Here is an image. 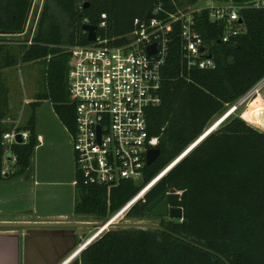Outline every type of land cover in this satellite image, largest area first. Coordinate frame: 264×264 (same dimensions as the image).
I'll return each instance as SVG.
<instances>
[{
    "label": "trees",
    "instance_id": "1",
    "mask_svg": "<svg viewBox=\"0 0 264 264\" xmlns=\"http://www.w3.org/2000/svg\"><path fill=\"white\" fill-rule=\"evenodd\" d=\"M32 1L0 0V181L25 174L37 147L33 122L23 128L31 130L28 143L14 145L10 154L2 145L9 130L3 120L12 116L7 70L51 58L50 87L68 93V98L54 99L56 110L75 134V107L69 103L67 85L71 52L67 49L91 44L83 26H97L100 38L121 44L133 32L135 19H146L158 7L165 16L200 2L89 0L79 8V0H47L32 44H26L30 37L14 43L13 38L26 31ZM103 14L107 15L106 28H100ZM242 16L246 32L226 44L220 42L224 25L213 23L207 10L197 16L198 31L217 63L214 70L186 67L179 29H175L163 70L162 104L148 115L150 135L160 137V157L146 167L142 186L126 181L112 189L110 196L106 188L85 186L78 177L76 214L109 219L264 78V11L244 10ZM244 118L231 116L217 126L127 215L132 221L151 219L149 205L175 189L183 195L167 199L171 206L183 209V222L161 218L165 232L111 229L82 250L81 264H264V130L250 123L255 124L248 112ZM257 120L264 129V119ZM8 156L17 157V170L2 176Z\"/></svg>",
    "mask_w": 264,
    "mask_h": 264
},
{
    "label": "built area",
    "instance_id": "2",
    "mask_svg": "<svg viewBox=\"0 0 264 264\" xmlns=\"http://www.w3.org/2000/svg\"><path fill=\"white\" fill-rule=\"evenodd\" d=\"M88 2L79 0V8L85 7ZM249 9L264 11V0H247L242 3L236 0H200L196 5L165 16H161L163 8L158 7L151 13V18L135 19L133 32L121 44H112L109 39L98 36L90 45L76 46L70 50L67 85L70 103L75 107L76 123L72 145L76 171L85 186L104 187L110 196L111 190L123 182L132 181L135 184L136 180L142 179L144 183L148 152L158 149L160 145V137L150 135L148 115L151 108L162 104L163 70L169 58L175 29H179L186 67L189 70H214L217 63L198 31L197 16L207 10L213 23L224 25L225 31L220 42L226 44L235 42L246 32L242 13ZM101 18L100 28H106L107 15L103 14ZM32 38L26 42L28 46L32 44ZM153 45H156L155 52L150 54L148 49ZM202 49L204 52H201ZM259 97L264 100V78L230 106L217 121L237 115L245 106L247 109L243 111L244 116L249 104ZM3 124L9 127L2 142L7 154L11 153L14 145L19 144L16 140L19 135L23 139L21 144L29 142L31 134L23 129L20 116H9L3 120ZM207 133L105 223L112 220L115 223L124 222L133 206L144 200L161 177L187 156ZM15 164L16 156H12L11 161L6 159L2 176H9L12 173L10 165ZM78 182L79 179L77 185ZM175 195L182 196L183 191H177ZM177 220L183 222V218ZM98 234L99 230H95L65 263L86 247L93 237L99 238L102 235Z\"/></svg>",
    "mask_w": 264,
    "mask_h": 264
},
{
    "label": "crops",
    "instance_id": "3",
    "mask_svg": "<svg viewBox=\"0 0 264 264\" xmlns=\"http://www.w3.org/2000/svg\"><path fill=\"white\" fill-rule=\"evenodd\" d=\"M50 60L21 64L6 71L12 87V109L18 102L17 116L22 118L23 128L33 122L37 147L25 174L0 181V222L100 224L98 217L75 213L79 190L72 134L61 120L54 101L64 95L68 98V93L51 89L47 75ZM34 67L35 75L26 73L25 70ZM23 70L27 74L26 82L32 85L27 86L25 78L19 76ZM18 81L23 96L14 99L13 86ZM260 103L261 100L252 104L251 114L260 110ZM53 204L58 208L51 207ZM93 231L92 228L0 229V264H64ZM81 252L65 264H81Z\"/></svg>",
    "mask_w": 264,
    "mask_h": 264
},
{
    "label": "water",
    "instance_id": "4",
    "mask_svg": "<svg viewBox=\"0 0 264 264\" xmlns=\"http://www.w3.org/2000/svg\"><path fill=\"white\" fill-rule=\"evenodd\" d=\"M88 5V4H87ZM33 6V1L31 4L29 16L31 14V9ZM152 14L149 13L147 18H151ZM29 20V18H28ZM83 31L88 35V41L90 43L95 42L97 40L98 28L97 26H93L91 24H85L83 26ZM156 45L149 47L148 52L150 54L155 52ZM204 52V49L201 50ZM211 57V55L209 56ZM220 122V121H219ZM217 121L212 129H208L206 133L211 132L215 128L216 125L219 124ZM263 129V128H262ZM264 130V129H263ZM17 142L21 144L23 142L22 137L19 135L17 137ZM161 155V151L159 149H151L148 152L147 156V166H151ZM8 161L12 160V156L7 157ZM143 184L142 179H138L135 182V186L140 187ZM175 189H171L170 192L163 193L157 200L152 202L149 205V212L152 218H169L172 220L182 219L183 218V209L179 207H170L169 201L167 199L168 195H175ZM106 223L102 224H81V223H13V222H0V229H11V230H31V229H76V228H94V230H99ZM111 229H136V230H157L165 232L166 229L158 223L152 222H121L110 224ZM178 237V236H176ZM180 238V237H178Z\"/></svg>",
    "mask_w": 264,
    "mask_h": 264
},
{
    "label": "rangeland",
    "instance_id": "5",
    "mask_svg": "<svg viewBox=\"0 0 264 264\" xmlns=\"http://www.w3.org/2000/svg\"><path fill=\"white\" fill-rule=\"evenodd\" d=\"M46 1L47 0H34V2H33V6H32V9H31V14H30V17H29V22H28V25H27V28H26V32L21 36V37H15V38H13L14 40H15V42L14 43H18V41L19 40H21V41H24V40H26V39H28L29 37H32V36H34L37 32H38V23H39V20H40V17H41V15H42V13H43V9H44V6H45V4H46ZM68 48H70V49H67L68 51H70L73 47H68ZM36 70H37V68H29V69H27V70H25L26 71V73L29 71V74L31 75V76H33V75H35V72H36ZM25 72H24V70H23V72H22V75H19L21 78H22V80H23V78H25V82H26V76H27V74H26ZM12 80L13 81H15L14 80V77H12ZM14 84H15V82H13ZM32 85V82L30 83L29 81H27L26 82V85L28 86V85ZM18 87V88H17ZM13 98L15 99L16 98V96L18 97V95L20 96V95H22L23 96V89H22V86H21V83L18 81V83L17 84H15L14 86H13ZM19 90V91H18ZM27 90V89H26ZM13 99V100H14ZM259 100H261V103L260 104H262V105H264V100L262 99V98H260V99H256V100H254V103H258L259 102ZM18 109H19V106H18V102L16 103V106L11 110V115H12V117H14L15 115L17 116V111H18ZM247 108L244 106L242 109H240V111H238V114L237 115H235V116H239V117H241V118H243V119H245L244 118V116H242L243 115V111H245ZM253 109H255V108H253ZM262 109L263 110H255L254 112L255 113H253L252 115H253V117L254 118H256V120H257V118L258 117H262L263 119H264V113H263V115L262 116H260V115H258L259 114V112H264V106L262 107ZM247 112V111H246ZM249 114V113H248ZM252 115H250L249 114V117H251L252 119H253V121H254V118L252 117ZM258 115V116H257ZM246 121H248V122H250L249 120H247L246 119ZM217 122V121H216ZM215 122V123H216ZM258 122V123H257ZM257 122H256V124H259V121L257 120ZM215 123H214V125H215ZM251 124H253V125H255V126H257L256 124H254L253 122H250ZM213 125V126H214ZM258 128H260V127H258ZM260 129H262V128H260ZM216 130V129H215ZM263 130V129H262ZM176 166V165H175ZM174 167V166H173ZM172 167V168H173ZM10 168L12 169V172H16V170H17V165L15 164V165H10ZM172 168H170L168 171H167V173L172 169ZM166 173V174H167ZM51 207H53L54 209H56V208H58V205H51ZM108 220V218H100V224H102V223H105L106 221ZM124 222H138V221H132V220H129V219H127V217H126V220L124 221ZM139 222H152V223H158V224H160V222H161V218H152L151 217V219H149V220H144V221H139ZM93 230H94V228H93ZM110 230H111V228H110ZM94 232V231H93Z\"/></svg>",
    "mask_w": 264,
    "mask_h": 264
},
{
    "label": "bare ground",
    "instance_id": "6",
    "mask_svg": "<svg viewBox=\"0 0 264 264\" xmlns=\"http://www.w3.org/2000/svg\"><path fill=\"white\" fill-rule=\"evenodd\" d=\"M261 97H259V98H257V99H260ZM254 103V100L249 104V108H248V110H247V112L250 114V115H252L251 114V110H250V107L252 106V104ZM252 117H253V115H252ZM254 118V117H253ZM254 122H255V124H256V122H257V120H256V118H254ZM258 123V122H257ZM221 123H219L218 125H216L215 126V128L217 127V126H219ZM257 126H259V124H256ZM260 127V126H259ZM261 128V127H260ZM153 186V185H152ZM151 188V187H150ZM149 188V189H150ZM149 189H147L144 193H146ZM110 224H115V222H114V220H112L110 223H106L105 224V226H103L102 228H100L99 229V234H103L104 232H106L109 228H111V226H110ZM98 234V235H99ZM98 237H93L92 239H91V241H90V243H87L86 244V247L88 246V245H90L91 243H93L96 239H97ZM85 247V248H86ZM84 248V249H85ZM84 249H82V250H84ZM81 252V251H80Z\"/></svg>",
    "mask_w": 264,
    "mask_h": 264
},
{
    "label": "clouds",
    "instance_id": "7",
    "mask_svg": "<svg viewBox=\"0 0 264 264\" xmlns=\"http://www.w3.org/2000/svg\"><path fill=\"white\" fill-rule=\"evenodd\" d=\"M224 121H225V120H222V121L219 122V123L222 124ZM214 129H215V128H214ZM214 129L211 130V132L214 131ZM211 132L207 133V134L204 136V138L201 140V142H202V141H203V140H204V139H205V138H206ZM205 133H206V132H205ZM205 133H204V134H205ZM204 134H203V135H204ZM203 135H202V136H203ZM201 142H200V143H201ZM200 143H199V144H200ZM199 144H198V145H199ZM191 152H192V151H191ZM185 157H186V156H185ZM176 165H177V164H176ZM174 167H175V166H174ZM165 175H166V174H165ZM165 175H164V176H165ZM164 176H162L161 179H162ZM88 246H89V245H88ZM88 246H87V247H88ZM84 248H85V247H84ZM84 248H83V249H84ZM81 251H82V250H81Z\"/></svg>",
    "mask_w": 264,
    "mask_h": 264
}]
</instances>
